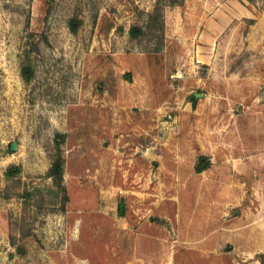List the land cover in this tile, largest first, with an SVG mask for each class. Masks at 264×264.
<instances>
[{
    "label": "rangeland",
    "instance_id": "obj_1",
    "mask_svg": "<svg viewBox=\"0 0 264 264\" xmlns=\"http://www.w3.org/2000/svg\"><path fill=\"white\" fill-rule=\"evenodd\" d=\"M180 1L0 0V264H264V0Z\"/></svg>",
    "mask_w": 264,
    "mask_h": 264
},
{
    "label": "crops",
    "instance_id": "obj_2",
    "mask_svg": "<svg viewBox=\"0 0 264 264\" xmlns=\"http://www.w3.org/2000/svg\"><path fill=\"white\" fill-rule=\"evenodd\" d=\"M197 5L200 7H212L214 8L210 13L205 14L201 18V23H205L206 27L204 28V32H201V36L205 35L204 33H208V39H218L224 32L225 30L230 27V25L236 21V20H241V19H250L251 16L250 14L252 13V10L250 9V6L248 5L249 2L247 0H196ZM227 8V10H225ZM258 151V156H252L248 157L247 159L244 160L243 162V167L246 166V176L252 177L251 172L253 166L258 164L259 168L258 171L262 172L264 169V146H259L257 148ZM255 157V158H254ZM252 161H257L252 162ZM234 165V164H233ZM240 166V164H237ZM245 171V169H244ZM254 172V170H253ZM264 173V171H263ZM256 180V179H255ZM257 181V180H256ZM234 185L229 184L226 190V195L230 196L231 200L234 201ZM195 215V214H194ZM213 215L211 210H206L203 211V219L204 223L200 227L197 225V220H194L195 223L197 224L196 227H194L195 232H200L199 235L197 233L193 234L192 233V228L190 231L186 234H184V237H188L190 240L195 241L196 246H203V247H209L210 245L212 246L214 242L219 243V240L221 239L224 231L229 234V238L236 240L234 232L237 231L235 228H233L230 232L228 230H223L221 231V235L219 236L218 231L219 229V224L218 222L213 219ZM215 222V224H214ZM259 230V229H258ZM264 230V228H263ZM261 231V230H260ZM188 234V235H187ZM191 234V235H190ZM264 236V232H262ZM249 237H246V240L250 242Z\"/></svg>",
    "mask_w": 264,
    "mask_h": 264
},
{
    "label": "trees",
    "instance_id": "obj_3",
    "mask_svg": "<svg viewBox=\"0 0 264 264\" xmlns=\"http://www.w3.org/2000/svg\"><path fill=\"white\" fill-rule=\"evenodd\" d=\"M173 3H177L180 2V0H172ZM74 29H76L75 26H73ZM141 32V29L139 28H133L132 29V33L138 35V33ZM27 76L29 75V73H27V71L24 69L23 71ZM29 78V77H28ZM64 135V134H63ZM60 147V146H59ZM64 168H65V158L64 156L60 153L53 161L51 164V167L49 168L48 172H47V176L52 178L53 183L59 187V192L63 191L62 193H64V204L67 201V199L69 198V196L67 195L66 192V187L64 186ZM198 169H201L200 166ZM7 175H15L16 171L14 169V166H11L8 168V170L6 171Z\"/></svg>",
    "mask_w": 264,
    "mask_h": 264
},
{
    "label": "water",
    "instance_id": "obj_4",
    "mask_svg": "<svg viewBox=\"0 0 264 264\" xmlns=\"http://www.w3.org/2000/svg\"><path fill=\"white\" fill-rule=\"evenodd\" d=\"M195 95L198 96L197 93H195ZM11 149L12 150H15L16 149V143H13L12 144ZM207 163H208V161L205 162L204 166H206ZM121 212H123V201L121 202Z\"/></svg>",
    "mask_w": 264,
    "mask_h": 264
}]
</instances>
